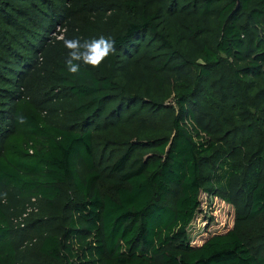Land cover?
I'll return each mask as SVG.
<instances>
[{"label": "trees", "instance_id": "obj_1", "mask_svg": "<svg viewBox=\"0 0 264 264\" xmlns=\"http://www.w3.org/2000/svg\"><path fill=\"white\" fill-rule=\"evenodd\" d=\"M0 264H264V0H0Z\"/></svg>", "mask_w": 264, "mask_h": 264}, {"label": "clouds", "instance_id": "obj_2", "mask_svg": "<svg viewBox=\"0 0 264 264\" xmlns=\"http://www.w3.org/2000/svg\"><path fill=\"white\" fill-rule=\"evenodd\" d=\"M64 47L68 50V56L65 66L69 73L76 75L79 73L81 64L93 69L99 68L100 65L109 56L115 53V41L100 36L92 40L67 39L61 37ZM23 122V118H18Z\"/></svg>", "mask_w": 264, "mask_h": 264}, {"label": "rangeland", "instance_id": "obj_3", "mask_svg": "<svg viewBox=\"0 0 264 264\" xmlns=\"http://www.w3.org/2000/svg\"><path fill=\"white\" fill-rule=\"evenodd\" d=\"M200 199L202 210L189 229L194 245H200L206 236L226 232L233 222V210L230 206L217 199L208 202L204 195Z\"/></svg>", "mask_w": 264, "mask_h": 264}]
</instances>
